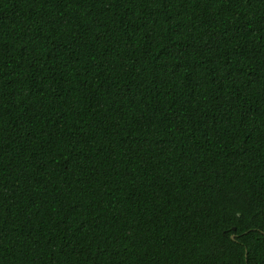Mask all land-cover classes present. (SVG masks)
<instances>
[{
	"label": "trees",
	"instance_id": "1",
	"mask_svg": "<svg viewBox=\"0 0 264 264\" xmlns=\"http://www.w3.org/2000/svg\"><path fill=\"white\" fill-rule=\"evenodd\" d=\"M0 264H264V0H0Z\"/></svg>",
	"mask_w": 264,
	"mask_h": 264
},
{
	"label": "water",
	"instance_id": "2",
	"mask_svg": "<svg viewBox=\"0 0 264 264\" xmlns=\"http://www.w3.org/2000/svg\"><path fill=\"white\" fill-rule=\"evenodd\" d=\"M234 237V235H232Z\"/></svg>",
	"mask_w": 264,
	"mask_h": 264
}]
</instances>
